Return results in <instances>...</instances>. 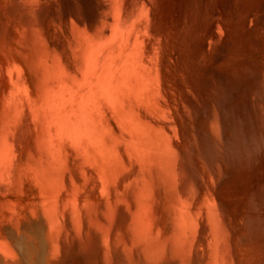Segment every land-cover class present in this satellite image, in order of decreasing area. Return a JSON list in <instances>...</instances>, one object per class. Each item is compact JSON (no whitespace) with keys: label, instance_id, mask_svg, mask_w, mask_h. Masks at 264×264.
<instances>
[{"label":"rangeland","instance_id":"1","mask_svg":"<svg viewBox=\"0 0 264 264\" xmlns=\"http://www.w3.org/2000/svg\"><path fill=\"white\" fill-rule=\"evenodd\" d=\"M0 264H264V0H0Z\"/></svg>","mask_w":264,"mask_h":264},{"label":"bare ground","instance_id":"2","mask_svg":"<svg viewBox=\"0 0 264 264\" xmlns=\"http://www.w3.org/2000/svg\"><path fill=\"white\" fill-rule=\"evenodd\" d=\"M141 1H142V0H141ZM144 1H146V0H144ZM142 4H143V3H142ZM210 30H211V29H210ZM212 31H213V30H212ZM210 34H211V33H210ZM103 89H104V92L107 93L108 95H111V94H112V91H111L108 87H105V85H103ZM76 112H77V111H76ZM68 229H69V228H68ZM73 234H74V233H73ZM73 234H72V236H73ZM65 235H66V233H65ZM69 235H70V234H69ZM69 235H68V236H69ZM68 236H67V237H68ZM67 237H66V238H67ZM68 238H69V237H68ZM70 239H73V238H71V236H70ZM19 240L21 241V239H18V241H19ZM63 241H65V240H63ZM63 241L61 242L62 244L64 243ZM21 242H23V241H21ZM21 242H19V244H20V245H23V243H21ZM65 243H66V241H65ZM60 245H61V244H60ZM65 245H66V244H65ZM62 246H63V245H62ZM63 247H64V246H63ZM66 247H67V246H66ZM69 248H70V247H69ZM71 249H74V248H71ZM72 251H73V250H72ZM70 252H71V250H70ZM70 252H68V253H70ZM73 252H74V251H73Z\"/></svg>","mask_w":264,"mask_h":264}]
</instances>
